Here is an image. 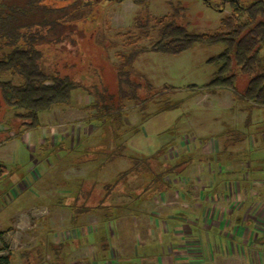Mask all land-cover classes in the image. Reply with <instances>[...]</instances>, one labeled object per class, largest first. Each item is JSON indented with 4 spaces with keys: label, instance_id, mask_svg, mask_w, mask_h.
Masks as SVG:
<instances>
[{
    "label": "rangeland",
    "instance_id": "rangeland-1",
    "mask_svg": "<svg viewBox=\"0 0 264 264\" xmlns=\"http://www.w3.org/2000/svg\"><path fill=\"white\" fill-rule=\"evenodd\" d=\"M211 1L215 7L202 0H148L147 12L158 22L170 17L173 7H179L177 21L188 31L215 33L230 9L225 6L220 12L218 0ZM42 2L62 7L53 16L65 14L63 21L71 20L67 14L75 5L69 4L70 0ZM137 13L138 6L130 0L101 1L89 8L86 19L61 26L58 44L44 46L49 69H59L60 74L72 77L85 89L74 93L70 106L41 113V128L21 130L18 136L11 134L0 145V160L6 165L0 167V256H9L7 264H49L53 255L48 251L44 261L34 249L43 236L49 246L65 243L66 264H124V257L135 247L132 240L136 235L149 237L169 230L172 223L167 220L177 219L176 210L184 208L197 214L199 207L189 201L204 200V190L211 186L215 190L210 193L211 204L203 210L204 215L222 221L223 231L249 235L248 221L264 224V107H249L229 88H201L215 75L216 67L207 61L222 51V45L196 44L178 55L140 54L131 72V79L139 84L135 93L138 98L120 99L117 71L124 62L122 54L150 48L156 39L153 34L146 39L135 30ZM86 14L81 10L78 16ZM236 73L240 95L251 76L239 70ZM3 78L21 83L10 75ZM148 84L152 91L146 89ZM99 95L106 101L111 97L122 107L117 142L124 141L126 147L113 160L104 153L115 146L113 135H104L105 119L99 118L97 109L88 108L93 102H104ZM177 102L175 108L163 109ZM1 114L10 118L13 113L2 110ZM7 128L6 122L0 123L1 136L7 135ZM59 143L58 155L50 153ZM164 144L165 154L159 157V163L151 162L152 171H162L166 162L192 157V162L184 166V182L170 181L173 188L136 207L134 193L146 186L147 179L128 176L115 185L116 176L132 166L130 156L152 154ZM206 156L220 161L206 160ZM222 172L227 175L219 177ZM80 185L82 194L77 205L130 208L109 221L105 240L109 259L104 261L99 260L101 212L82 214L73 224L69 209L59 204L60 200L67 202L68 196L74 198ZM238 218L242 221L235 224ZM179 227L176 229L183 234L184 229ZM23 251H29L28 259L19 257Z\"/></svg>",
    "mask_w": 264,
    "mask_h": 264
},
{
    "label": "trees",
    "instance_id": "trees-1",
    "mask_svg": "<svg viewBox=\"0 0 264 264\" xmlns=\"http://www.w3.org/2000/svg\"><path fill=\"white\" fill-rule=\"evenodd\" d=\"M42 1L44 0H0V111L13 113L10 118H6L3 114L0 116V123L6 122L8 125L7 130H4L7 135L1 136L0 134V144L9 139L11 134L18 136L21 130L41 128V113L50 112L55 107L70 106L74 93L85 89L80 82L72 77L60 74L59 69H51V67L49 69L45 64L44 46L59 43L62 39V34L58 33L61 26L70 25L71 21L86 19L90 7L101 1L109 0H70L69 4L75 5V7L67 14L71 19L68 22L63 21L66 16L64 13L60 17L53 16V14L61 12L62 7L46 6ZM132 1L138 6V13L133 20L135 30L146 39H151L152 34L155 35L156 39L150 48H135L127 55L122 54L121 57L124 62L118 65L117 71L120 99L127 98L135 101L138 98L135 93L139 84L131 79V72L133 71V63L140 54L154 52L161 55H178L196 44L222 45V51L207 61L216 67L215 75L201 88H229L233 94L246 101L249 107H264V59L262 57L264 49V0L229 2L231 13L220 20L221 29L215 33L188 31L186 26L177 21L179 7H173V13L170 17H164L160 21L154 22L147 12L148 0ZM81 10H86L87 14L78 16ZM61 68L66 67L62 66ZM237 70L251 76L240 95L236 87ZM5 75L18 78L21 83L15 84L12 79L4 80ZM192 88L199 89L197 86H192ZM146 89L148 91L153 90L150 84L147 85ZM108 99L109 101H106V98L101 96L100 100L104 102H93L88 108L97 109L100 113L99 118L105 119L103 124L105 126L104 135L106 136L107 132H111L113 135L115 146L104 151L108 159L113 160L123 154L126 144L124 141L123 143L117 142L120 139L118 130L122 126L123 119L121 104L113 103L111 97ZM177 104L178 102L164 106L163 109H173ZM159 111L160 109L157 112ZM104 135L102 142L105 143ZM166 147L164 144L160 145L152 154L130 156L132 166L116 176L114 184L134 175L145 176L147 179L146 186L140 189V192L134 193L132 201L136 207H141L145 202L153 200L152 197L163 190L173 188L174 186L170 181L182 179L183 173L186 172L184 166L192 162V157L187 159L182 157L175 162H166L160 172L152 171L151 162L159 163V157L165 154ZM59 151H61L60 143L53 146L50 153L58 155ZM205 159L220 161L219 158L212 156H206ZM0 167L4 168L6 165L0 162ZM223 172L218 173L219 177L227 175ZM169 179L171 180L169 181ZM79 188L73 194L74 198L71 199L68 196L67 202L64 203L60 200L59 204L69 209L71 212L70 220L73 224H76L78 217L82 214L101 212L103 224L98 241L102 252L99 260L104 261L109 259L106 255L108 248L106 249L107 246H105L109 221L119 216L120 211L125 212L130 208L127 209L124 205L121 206L123 207L121 209L120 206H103V204L97 206L77 205L76 200L82 194L81 185ZM64 245L65 243L61 242L49 246L46 236H43L40 237L34 249L44 261H46V255L49 251L53 255L49 264H66L64 249H62ZM19 257H27L28 259L29 251L21 252ZM8 261H10L9 256H0V264H7Z\"/></svg>",
    "mask_w": 264,
    "mask_h": 264
},
{
    "label": "crops",
    "instance_id": "crops-1",
    "mask_svg": "<svg viewBox=\"0 0 264 264\" xmlns=\"http://www.w3.org/2000/svg\"><path fill=\"white\" fill-rule=\"evenodd\" d=\"M214 190L212 186L204 190V200L190 199V205L199 207L197 214L184 208L176 210L178 214L174 218L177 219L167 220L172 223L169 230L149 237L136 235L132 240L135 247L124 257V264H264V224L248 221L249 235L245 232L235 236L223 231L222 221L205 217L203 210L209 208L210 193ZM240 221L238 218L233 222L239 224ZM179 226L184 229L183 234L176 229ZM249 243L254 248L250 249Z\"/></svg>",
    "mask_w": 264,
    "mask_h": 264
},
{
    "label": "flooded vegetation",
    "instance_id": "flooded-vegetation-1",
    "mask_svg": "<svg viewBox=\"0 0 264 264\" xmlns=\"http://www.w3.org/2000/svg\"><path fill=\"white\" fill-rule=\"evenodd\" d=\"M109 1H122V0H109ZM130 1H132V0H130ZM202 1L207 6L215 7V5L213 4V2L211 0H202ZM231 1H238V0H218L217 3H219V5H218L217 8L220 10V12H222V11H224L225 6H228L230 10H229L227 15H229L231 13V7L229 5V2H231ZM241 1H250V2H252L254 0H241ZM196 33H198V32H196Z\"/></svg>",
    "mask_w": 264,
    "mask_h": 264
},
{
    "label": "built area",
    "instance_id": "built-area-1",
    "mask_svg": "<svg viewBox=\"0 0 264 264\" xmlns=\"http://www.w3.org/2000/svg\"><path fill=\"white\" fill-rule=\"evenodd\" d=\"M169 181H170V179H169ZM172 181H173V182L175 181L176 183H177V182L183 183V182H184V179L182 178V179H180V180H172ZM177 195H179V194L176 193V196H177ZM163 204H165V203H163ZM183 206H184V207H188L187 204H183Z\"/></svg>",
    "mask_w": 264,
    "mask_h": 264
}]
</instances>
